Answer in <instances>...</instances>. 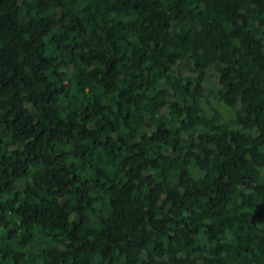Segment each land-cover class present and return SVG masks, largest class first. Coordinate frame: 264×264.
<instances>
[{"label":"trees","instance_id":"1","mask_svg":"<svg viewBox=\"0 0 264 264\" xmlns=\"http://www.w3.org/2000/svg\"><path fill=\"white\" fill-rule=\"evenodd\" d=\"M0 264H264V0H0Z\"/></svg>","mask_w":264,"mask_h":264},{"label":"rangeland","instance_id":"2","mask_svg":"<svg viewBox=\"0 0 264 264\" xmlns=\"http://www.w3.org/2000/svg\"><path fill=\"white\" fill-rule=\"evenodd\" d=\"M208 103L214 110V115L211 116L215 123H226L233 119V110L220 100L215 93L211 94L208 98Z\"/></svg>","mask_w":264,"mask_h":264}]
</instances>
